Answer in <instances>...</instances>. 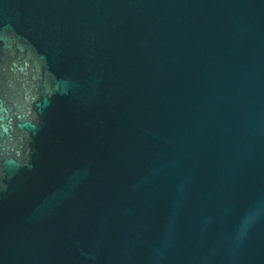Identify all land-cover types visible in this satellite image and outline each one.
Instances as JSON below:
<instances>
[{"label": "water", "instance_id": "95a60500", "mask_svg": "<svg viewBox=\"0 0 264 264\" xmlns=\"http://www.w3.org/2000/svg\"><path fill=\"white\" fill-rule=\"evenodd\" d=\"M0 264H264V0H0Z\"/></svg>", "mask_w": 264, "mask_h": 264}]
</instances>
